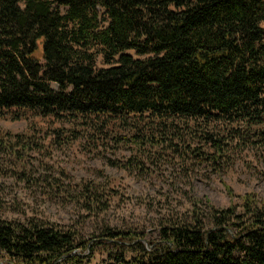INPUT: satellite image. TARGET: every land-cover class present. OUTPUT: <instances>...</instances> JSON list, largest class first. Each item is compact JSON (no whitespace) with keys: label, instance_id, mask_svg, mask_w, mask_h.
Segmentation results:
<instances>
[{"label":"trees","instance_id":"1","mask_svg":"<svg viewBox=\"0 0 264 264\" xmlns=\"http://www.w3.org/2000/svg\"><path fill=\"white\" fill-rule=\"evenodd\" d=\"M100 55L108 67L96 65ZM30 113L69 123L70 135L55 129L62 144L95 119L102 135L114 121L146 120L153 133L222 122L200 135L218 157L242 126L264 141V0H0V119ZM25 135H0V149H33ZM78 185L98 200L100 184ZM239 198L227 207L193 200L160 240L106 228L83 246L73 229L0 216V264H84L91 255L81 247L110 248V264H264V198Z\"/></svg>","mask_w":264,"mask_h":264},{"label":"rangeland","instance_id":"2","mask_svg":"<svg viewBox=\"0 0 264 264\" xmlns=\"http://www.w3.org/2000/svg\"><path fill=\"white\" fill-rule=\"evenodd\" d=\"M96 65L109 66L102 55ZM95 121L93 127L74 125V134L79 137L62 144L55 129L64 126L62 135H70L69 123L36 113L19 120L0 119V135L5 139L9 131L25 133L34 144L30 150L24 149V144L16 146L13 151L18 153L0 149L3 219L39 220L73 229L82 246L105 237L102 233L106 228L160 240L167 221L191 213L197 198L208 199L216 207L239 202V195L246 192L264 198V141L244 131L245 126L240 128L241 139H224L226 145L218 157L213 142L200 135L213 127L215 132L224 129L222 122L179 123L172 129L157 126L153 133L146 120L131 126L114 121L102 135L96 134L101 120ZM135 134L145 135V143H134ZM227 134L219 131V136ZM79 181L100 184L98 200L85 196ZM199 207L206 218L204 203ZM82 249L77 248L83 255H91L84 264H110V248L97 247L93 254Z\"/></svg>","mask_w":264,"mask_h":264}]
</instances>
